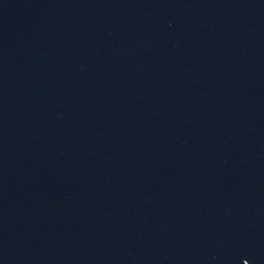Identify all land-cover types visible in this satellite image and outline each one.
<instances>
[{"label": "water", "instance_id": "95a60500", "mask_svg": "<svg viewBox=\"0 0 264 264\" xmlns=\"http://www.w3.org/2000/svg\"><path fill=\"white\" fill-rule=\"evenodd\" d=\"M0 264H264V0H0Z\"/></svg>", "mask_w": 264, "mask_h": 264}]
</instances>
